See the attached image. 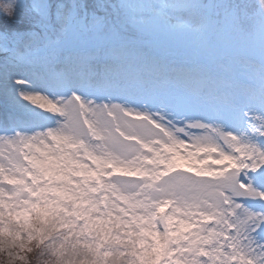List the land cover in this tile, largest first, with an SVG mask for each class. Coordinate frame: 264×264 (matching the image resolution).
<instances>
[{"label": "snow or ice", "instance_id": "snow-or-ice-1", "mask_svg": "<svg viewBox=\"0 0 264 264\" xmlns=\"http://www.w3.org/2000/svg\"><path fill=\"white\" fill-rule=\"evenodd\" d=\"M243 8L36 0L33 30L0 34L8 264H264V0ZM170 12L202 60L155 50L190 31Z\"/></svg>", "mask_w": 264, "mask_h": 264}, {"label": "rangeland", "instance_id": "rangeland-1", "mask_svg": "<svg viewBox=\"0 0 264 264\" xmlns=\"http://www.w3.org/2000/svg\"><path fill=\"white\" fill-rule=\"evenodd\" d=\"M5 2V0H0V3ZM36 2V0H17V6L15 12L12 16H7L3 12H0V34L2 33H14V32H29L33 30V23L28 15L30 8ZM86 3H95L96 0H85ZM104 3L115 4L119 0H103ZM133 3H145L150 4L156 2V0H131ZM171 2V0H170ZM200 4H209V3H224V4H234V5H243L242 15L247 14V17L251 18L256 16L259 0H197ZM203 11V10H201ZM169 16L171 17L170 24H186L189 26L190 31H169L167 25L165 29L161 32L157 40L156 51L161 53H167L169 59L174 61L177 66H188L192 63L202 60L201 57L193 55V51L197 41V20L190 15L188 12H170ZM222 18V17H221ZM248 21H245L247 24ZM134 35L133 33H129ZM21 52L23 48L21 47ZM0 56H3V53H0ZM239 83L241 89L248 87L249 79L246 75L241 74L239 78ZM2 110V107H0ZM39 255L38 249H33L31 253ZM29 253L28 255H31ZM40 256V255H39ZM29 259V258H28ZM45 259L41 262L45 264ZM35 264H41L39 262L33 261ZM0 264H8V257L6 253H0ZM17 264H20L17 261Z\"/></svg>", "mask_w": 264, "mask_h": 264}, {"label": "trees", "instance_id": "trees-1", "mask_svg": "<svg viewBox=\"0 0 264 264\" xmlns=\"http://www.w3.org/2000/svg\"><path fill=\"white\" fill-rule=\"evenodd\" d=\"M28 258H29L28 259L29 260V264H35L33 261H35V262H39L40 261V263H41L45 257H41V256H39L37 254V252H35V253H31V255H28Z\"/></svg>", "mask_w": 264, "mask_h": 264}, {"label": "bare ground", "instance_id": "bare-ground-1", "mask_svg": "<svg viewBox=\"0 0 264 264\" xmlns=\"http://www.w3.org/2000/svg\"><path fill=\"white\" fill-rule=\"evenodd\" d=\"M1 109V108H0Z\"/></svg>", "mask_w": 264, "mask_h": 264}]
</instances>
